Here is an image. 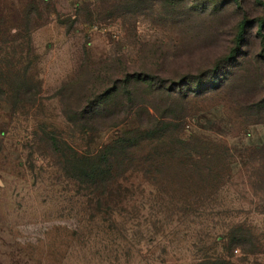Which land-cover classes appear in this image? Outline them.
I'll return each mask as SVG.
<instances>
[{"label": "rangeland", "instance_id": "rangeland-1", "mask_svg": "<svg viewBox=\"0 0 264 264\" xmlns=\"http://www.w3.org/2000/svg\"><path fill=\"white\" fill-rule=\"evenodd\" d=\"M0 264H264V0H0Z\"/></svg>", "mask_w": 264, "mask_h": 264}, {"label": "trees", "instance_id": "trees-1", "mask_svg": "<svg viewBox=\"0 0 264 264\" xmlns=\"http://www.w3.org/2000/svg\"><path fill=\"white\" fill-rule=\"evenodd\" d=\"M246 21H242L240 24V34L239 36H242L244 30H245ZM88 157V156H87ZM85 158L83 161V169L84 172L87 173V175L92 177H98V175H101L100 171L103 169V158L99 157H88Z\"/></svg>", "mask_w": 264, "mask_h": 264}]
</instances>
